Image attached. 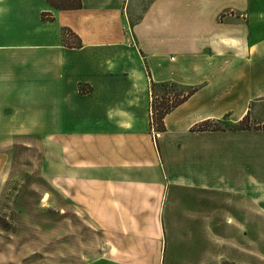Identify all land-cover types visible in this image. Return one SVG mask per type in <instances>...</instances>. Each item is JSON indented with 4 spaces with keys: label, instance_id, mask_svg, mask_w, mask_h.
Wrapping results in <instances>:
<instances>
[{
    "label": "crops",
    "instance_id": "1",
    "mask_svg": "<svg viewBox=\"0 0 264 264\" xmlns=\"http://www.w3.org/2000/svg\"><path fill=\"white\" fill-rule=\"evenodd\" d=\"M161 85L194 93L158 133ZM14 138L57 146L108 264H249L257 233L234 224L264 222V0H0V140Z\"/></svg>",
    "mask_w": 264,
    "mask_h": 264
},
{
    "label": "rangeland",
    "instance_id": "2",
    "mask_svg": "<svg viewBox=\"0 0 264 264\" xmlns=\"http://www.w3.org/2000/svg\"><path fill=\"white\" fill-rule=\"evenodd\" d=\"M156 91L159 106L180 99L185 89L161 85ZM218 124L204 126L220 128ZM237 128H250V121ZM59 163L56 145L0 140V264H108L105 224L98 229L85 222L81 199L75 200L76 185L61 174ZM258 164V179L264 183V158ZM234 225L246 234L257 233L258 253L247 258L249 264H264V222ZM131 257L116 256L114 264L139 262L137 255Z\"/></svg>",
    "mask_w": 264,
    "mask_h": 264
},
{
    "label": "trees",
    "instance_id": "3",
    "mask_svg": "<svg viewBox=\"0 0 264 264\" xmlns=\"http://www.w3.org/2000/svg\"><path fill=\"white\" fill-rule=\"evenodd\" d=\"M46 3L53 8L54 10L58 11H68V10H78L81 8V0H45ZM42 20H51L50 15H42ZM194 93V90H189L185 95H181L180 99L175 100L172 104L169 105H157L154 102V98L152 99L151 102V109L154 112L155 115L154 118H152V127L154 125L156 126V131L158 133L162 132L164 127H163V118L166 114H168L173 108L177 107L180 105L182 102H184L187 98H189L192 94ZM214 128H209V127H204V126H199L195 130L197 132H203V131H209L213 130ZM244 129V128H240ZM222 264H233L229 262H224Z\"/></svg>",
    "mask_w": 264,
    "mask_h": 264
}]
</instances>
